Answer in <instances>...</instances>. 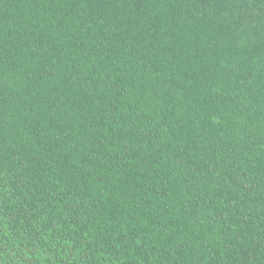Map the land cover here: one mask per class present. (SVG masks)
Masks as SVG:
<instances>
[{"label":"trees","instance_id":"obj_1","mask_svg":"<svg viewBox=\"0 0 264 264\" xmlns=\"http://www.w3.org/2000/svg\"><path fill=\"white\" fill-rule=\"evenodd\" d=\"M0 264H264V0H0Z\"/></svg>","mask_w":264,"mask_h":264}]
</instances>
